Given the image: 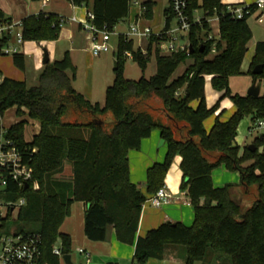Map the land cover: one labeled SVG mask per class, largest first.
Instances as JSON below:
<instances>
[{
  "label": "trees",
  "instance_id": "trees-1",
  "mask_svg": "<svg viewBox=\"0 0 264 264\" xmlns=\"http://www.w3.org/2000/svg\"><path fill=\"white\" fill-rule=\"evenodd\" d=\"M67 1L87 8L94 15V25L111 33L129 17L132 6V0ZM153 6V0L144 4L146 16ZM199 9L204 17L188 35L193 52L189 49L163 56L160 40L151 37L143 55L132 40L118 36L115 80L106 89L104 107L86 101L75 90L76 70L69 52L45 65L34 86L9 78L1 81L0 128L11 108L16 109L17 117L27 116L40 124V132L30 142L24 140L26 121L5 130L4 139L14 144L23 163L31 167L32 176L26 189L9 182L1 194L7 202L25 199L16 219L8 215L2 228L17 225L19 234L39 237L40 264H60L52 253L58 241L62 254L71 255L70 237L62 234L60 227L77 202L85 205L86 238L105 242L113 230L118 242L134 246L132 264L163 260L169 246L185 248L184 264L204 261L209 250L229 257L231 264H264V134L254 139L253 152L245 146L240 155L236 143L237 127L245 117L251 122L264 119V94L257 98L231 95L228 87L230 77L240 74L249 50L252 32L248 20L256 14L255 6H249L251 12L239 20L232 19L221 0H190L188 14L193 17ZM214 16L219 19V42L207 40L211 31L207 19ZM5 21L10 19L0 9V23ZM59 21V16L43 12L26 17L21 21L24 42L57 41L62 30ZM213 48L218 54L207 59ZM126 52L132 53L142 72L154 54L155 75L138 81L126 79ZM12 57L15 67L24 71L23 54ZM188 60L193 63L172 80L177 68ZM258 65L263 66V72L255 76L252 71ZM249 74L253 84L264 80V42L255 45ZM206 77H211L215 90L223 92L221 100L229 97L234 106L233 114L221 121V113L209 131L204 123L218 111L219 102L214 108L207 107ZM193 102H197L195 108ZM106 112L114 120L109 130L102 117ZM156 130L166 145V155L163 162L148 169L146 192L142 193L131 182L128 155L138 151ZM177 157L181 159L180 190L190 201L195 221L189 227L165 222L137 238L142 206L165 187L166 175ZM246 162L250 163L247 167ZM66 163L71 166V178H57ZM220 167L240 173L241 186L215 187L212 173ZM251 195L255 198L248 203Z\"/></svg>",
  "mask_w": 264,
  "mask_h": 264
},
{
  "label": "crops",
  "instance_id": "crops-1",
  "mask_svg": "<svg viewBox=\"0 0 264 264\" xmlns=\"http://www.w3.org/2000/svg\"><path fill=\"white\" fill-rule=\"evenodd\" d=\"M151 0H132L133 4L136 5L139 8V11L136 12L133 18H131V9L129 17L127 18L128 29L131 24L138 23L142 24L139 25L141 29L149 28L153 33L158 34L160 32L165 31L168 28H172L174 21L171 19V22L167 24V19L171 18V14L169 11L170 6V0H168V5L163 10V26L162 29H159L158 31L154 32L152 28L147 25L146 22H150V24L154 23L153 20H155V12L154 8H156L157 0L154 1V6L152 8V11L147 14L146 16V9L144 7V4ZM255 0L251 3H247L243 0L240 2H234V3H224L221 0V3L226 6H251L253 5ZM199 3H201V0H199ZM0 9L5 14L6 18L10 19V21L14 23L21 22L23 19L30 15H37L41 12L43 13H51L55 14L62 18L70 19L72 17H75L78 21H84L85 15L89 11L87 8L84 7H75L74 5L70 4L67 0H42L39 2H34L32 0H0ZM201 12V14H199ZM259 14V13H256ZM254 14V15H256ZM204 17V13L202 9L196 10L193 13V18L195 21H200ZM259 15H257V18ZM123 22V21H122ZM214 20L207 19V23L210 26V33L209 36L216 42H219V19L217 18V26L216 27V35L217 39L210 34H212L213 31V25ZM74 29H63L60 32L59 39H70L71 45H73L76 42H78L80 45L84 42L87 43L90 50L89 42L87 41L86 34L81 30L79 23H73ZM127 29V32H128ZM83 33V35H79V33ZM114 35L115 32H114ZM124 35V34H119ZM117 35V36H119ZM208 36V37H209ZM58 39V40H59ZM149 39H142L139 41L138 47L135 49H140L144 53L147 52V47L149 44ZM135 38L132 39L134 42ZM69 41V40H68ZM51 42L46 43H38L40 45H48ZM73 49L71 48L70 52ZM215 50V48H213ZM212 50V51H213ZM216 51V50H215ZM19 52L23 54L25 58V70L21 71L18 68L15 67L13 63V57L10 58H4L3 55H0V83L4 78L13 79L16 81H24L26 84L31 87L34 86L37 83V78L39 74L42 72L44 65L43 61H41L38 58L34 57L33 64H30L28 61V57L21 52L19 48ZM66 54V52H65ZM72 54V53H71ZM71 60L73 64L72 55ZM217 51L215 56L217 55ZM209 57V56H208ZM207 57V59H209ZM152 58V57H151ZM153 58H155L153 54ZM212 59V58H211ZM49 61L50 63L57 61L55 58H51L49 54ZM151 61V60H150ZM189 63L185 67V70L187 67H189L193 61L188 60ZM156 62V61H155ZM74 66V64H73ZM184 70V71H185ZM174 75V74H173ZM182 74H180L181 76ZM179 77V76H178ZM176 79L172 76V80ZM206 79V78H205ZM211 80V77H209ZM76 81V79H75ZM108 81L105 80L103 82V88L106 90V85ZM74 86V83H73ZM75 88V87H74ZM75 90L79 93H81L85 98L86 101H90L91 103L95 102V90L93 87V83L90 82L89 85H87L86 88L83 90H78L75 88ZM104 90V91H105ZM100 103V102H98ZM102 104V103H100ZM193 108L197 106V102H193L191 104ZM9 110H13L16 115V109L11 108ZM8 110V111H9ZM231 115L234 112V107L231 109ZM222 113V112H221ZM220 109L215 113L214 116H212L210 119H208L204 123V127L207 131L210 130L212 127L214 120L217 116L220 114ZM230 115V116H231ZM229 116V117H230ZM228 117V118H229ZM23 118V117H22ZM26 118V126H30L32 137L30 140H26L25 138V130L24 129V140L26 142H30L33 138V136L37 135L40 132V124L37 121L29 119L27 116H24ZM110 118V117H108ZM227 118V119H228ZM227 119L220 118L221 121H226ZM21 121H24L20 119ZM20 120H15L11 118V124L10 126L6 127L3 124V118L1 119V125L4 130L8 129L12 125L20 122ZM29 124V125H28ZM250 129V126L248 127V130ZM162 138L160 137V132L158 130L153 131L150 138L145 139L141 143V147L138 151H130L128 158H129V166H130V179L131 182L137 186H139L142 193L146 192V173L150 167L153 166L155 163H161L163 162L165 155H166V145L159 146L160 141ZM214 156V155H213ZM180 162L181 159L178 158L174 162V164L171 166L170 170L168 171L165 179V187L167 192L171 195V201L168 204H163L161 208H154L148 202L144 203L142 206V213L140 218V223L138 227V232L136 234V237H144L147 235V233L150 230L156 229L161 224L165 222H172V223H182L185 226H191L193 224L194 220V213L193 208L190 204L189 199L187 198L186 194L181 192L180 190V184L182 181V172L180 170ZM65 169L63 174L56 176L57 178H63V179H70L72 176V170L70 164L66 163ZM224 169V168H223ZM63 175H66L64 177ZM226 178L225 174H222L221 181ZM235 182H233L237 186H241V178L239 175V180H237V175L233 177ZM213 183H214V178ZM255 198V195H251L247 202L250 203ZM84 217H85V205L83 202H77L74 203L71 206L70 209V215L65 218L62 226L60 227V232L62 234H66L70 237L71 240V251H74L76 256L78 257L79 264H132L133 256H134V246H128L121 244L117 241L115 232L113 230L110 231L108 235V239L105 242H91L89 241L85 234H84ZM59 244H61L59 242ZM80 249L83 251V253L79 252ZM166 253L164 254L163 260H155L151 259L146 264H184V261L186 259V250L185 248L181 246H169L167 247ZM206 254V257L204 261L197 262L195 264H231V260L229 257L221 254H217L216 252H213L209 250ZM72 263L77 264L75 258L71 256Z\"/></svg>",
  "mask_w": 264,
  "mask_h": 264
},
{
  "label": "rangeland",
  "instance_id": "rangeland-1",
  "mask_svg": "<svg viewBox=\"0 0 264 264\" xmlns=\"http://www.w3.org/2000/svg\"><path fill=\"white\" fill-rule=\"evenodd\" d=\"M143 1V0H140ZM241 0H222L224 3H234V2H240ZM247 3H251L254 0H243ZM168 5V0H157V5L156 8H154L155 12V20L154 23L150 24V22H146L147 25L152 28L154 32L158 31L159 29H162L163 26V10L165 7ZM139 11V8L133 4L131 6V18L134 17L133 14ZM201 14V12H199ZM257 15H253L249 20H248V25L251 27V32H252V39L248 44V52L245 55L244 61L240 67V74L235 75L230 77L229 82H228V87L230 90L231 95H241L245 96L248 93V90H250L251 86L253 85V78L249 74L250 70V63L254 54V48L255 45L259 42H264V24H260L257 19ZM214 20V27L212 34H210L212 37L214 36L217 39L216 35V27L217 26V16H214L211 18ZM128 19L124 20L123 22L119 23L115 29L114 32L116 35H112L110 37V41L108 42L107 45V50L105 52H102L100 56L95 57L92 53L89 51V46L87 45L86 42L83 43V45L79 44L78 42L75 41L73 45H71L70 39H59L57 41L51 42L50 44L46 45H40L37 42H24L22 46H20L21 52H23L27 57L28 61L30 64H33L34 62V57L40 59L43 61L44 57V50L48 51V54H50L51 58H55L57 61L61 60L65 52L70 51L72 48L73 50L71 51L72 59H73V64L74 68L76 70V81H74V87L76 89L83 90L84 88L87 87V85L90 84V82L93 83V87L95 90V102L102 103L100 104L102 107H104V102H105V92L106 90L103 88V82L105 80L108 81V87H110L114 80H115V72L114 71V65H115V51L117 48V42H118V36L119 34H126L127 29H128ZM73 23H67L63 29H74ZM142 26V24H139ZM173 26L175 27V22L173 23ZM143 27V26H142ZM155 34V33H154ZM79 35H83V33H79ZM185 40H180L179 42H176V46L181 45L182 42H186L188 40V35H184ZM139 45V40L135 38L134 40V47H138ZM69 54V56H70ZM216 54V51L213 50L210 55L209 59L214 58ZM2 57L4 58H10L12 55H3ZM71 58V56H70ZM124 77L128 80L132 81H138L141 78L149 79L152 76L155 75L156 73V62L155 58H151V61L148 64L147 69L142 72L140 67L136 62H134L131 59H124ZM189 61H186L185 63H182L177 70L174 72L173 77L177 78L180 76V74H183L185 67L188 65ZM188 68V67H187ZM37 84V83H36ZM35 84V85H36ZM257 86L260 87V92L264 94V80H259L258 83H254ZM106 87V89L108 88ZM105 90V91H104ZM222 93L220 91H217L213 88L211 80L209 77H206L205 79V87H204V96H205V102L207 107L209 108H214L215 105H217V102H219V109L221 117L224 119H227L231 115V109H233V102L231 98L225 97L221 100ZM221 100V101H220ZM104 122H105V128L106 130H109L112 126V122L114 121L112 118V115L110 112H106L103 116ZM110 117V118H108ZM11 118L15 120H26V118H19L15 115V112L13 110H9L4 114L3 117V124L8 127L11 124ZM210 119V118H209ZM24 120V121H25ZM29 125V124H28ZM252 122L250 117H245L238 125L237 130H236V143L239 146L240 149V155L243 153V148L245 146H249L253 144L254 139L261 134V132H249L248 127H251ZM31 127L26 126L25 130V138L26 140H30L32 137L31 133ZM177 157L176 159H178ZM174 160V162L176 161ZM173 162V164H174ZM172 164V165H173ZM171 165V166H172ZM250 165V163L246 162L245 166L247 167ZM222 174L226 175V178L221 181ZM239 174L238 172H228L223 167L217 168L213 171L212 177L214 178V186L215 187H223L227 184H234L235 182L234 178L235 175H237V180H239ZM66 177V175H63ZM14 220V218H13ZM20 226H24V224H20ZM17 225H13L11 227H7V230L9 232H17L18 231ZM59 242V241H58ZM56 243V245L58 244ZM184 248V247H183ZM76 253L74 251H71V256L75 258L77 264H79L78 257L75 255Z\"/></svg>",
  "mask_w": 264,
  "mask_h": 264
},
{
  "label": "built area",
  "instance_id": "built-area-1",
  "mask_svg": "<svg viewBox=\"0 0 264 264\" xmlns=\"http://www.w3.org/2000/svg\"><path fill=\"white\" fill-rule=\"evenodd\" d=\"M256 13H259L258 22L264 24V0H255ZM190 0H170L169 11L175 27L168 28L163 32L154 34L149 28L141 29L138 23L131 24L128 32L124 34L127 40L137 38V40L156 37L160 40L158 45L160 54L170 56L179 51H188L190 49L189 39L176 46V42L185 40V34L189 35L191 27L200 24L188 14ZM76 7V6H75ZM249 6H227V12L232 19H242L249 14ZM94 15L88 11L84 21H78L75 17L70 19L60 17L59 24L63 28L67 23H79L81 30L86 34L90 45L91 53L97 57L107 50L110 37L114 34L106 29L99 30L94 25ZM21 22L14 23L5 21L0 23V55H13L19 53V47L23 45V35ZM208 41L213 40L210 36ZM155 45V44H154ZM143 55H146L142 50ZM127 59H133L132 53L126 52ZM261 132L264 134V119L252 122L249 132ZM5 130L0 128V264H40V240L37 236L23 235L18 232H9L4 234L2 228L3 221L8 215L16 219L21 207L25 206V199L20 198L16 202H7L1 198V194L6 189L9 182L14 183L18 188L27 185L32 176V169L28 164L23 163L22 156L11 141L4 139ZM171 195L166 188L160 189L151 196L146 202L154 208H161L163 204L171 201ZM58 242L53 247L52 253L58 257L60 264H64L63 257ZM81 253L83 251L80 249Z\"/></svg>",
  "mask_w": 264,
  "mask_h": 264
},
{
  "label": "water",
  "instance_id": "water-1",
  "mask_svg": "<svg viewBox=\"0 0 264 264\" xmlns=\"http://www.w3.org/2000/svg\"><path fill=\"white\" fill-rule=\"evenodd\" d=\"M191 52H193L192 49H190ZM200 52H203V47L200 48ZM48 63H50L49 61V54H48V51L47 50H44V57H43V65H47ZM117 69V66L116 64L114 65V70ZM263 72V66L262 65H258L256 67H254L253 71H252V74L255 75V76H259L261 75ZM260 94H262L260 92V87L257 86L256 84H253L250 88V90H248V93H247V96H250V97H254V98H257L260 96ZM164 145V141L161 140L160 143H159V146H163ZM248 150L253 152L255 150V147L254 145H249L248 146ZM27 188V185L25 186V189ZM63 261H64V264H73L72 263V258H71V255H65L63 257Z\"/></svg>",
  "mask_w": 264,
  "mask_h": 264
}]
</instances>
